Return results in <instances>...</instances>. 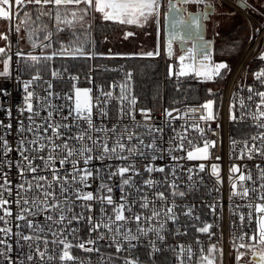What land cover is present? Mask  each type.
I'll use <instances>...</instances> for the list:
<instances>
[{"label": "snow or ice", "instance_id": "6c2138e0", "mask_svg": "<svg viewBox=\"0 0 264 264\" xmlns=\"http://www.w3.org/2000/svg\"><path fill=\"white\" fill-rule=\"evenodd\" d=\"M193 0H184V3H191ZM196 3H200L201 0H194ZM27 5H33L36 9L35 20L32 19V14L26 12V19L21 21L24 24L29 22L35 24L42 17H48L55 21L57 32L69 31V39L67 44H61L58 52H53L50 56L43 57L45 61L51 60L53 56L63 57H85L94 58L97 54L92 51H88L85 48V44L88 43L86 38H81V35L77 31V25L86 33L84 29L85 17L88 15L89 10L94 13H100L104 21H111L121 25H137L143 26L148 22L149 18H155L159 23V10L161 8L160 0H0V18L9 20L13 16H16L20 9L25 8ZM83 5V7H81ZM175 6L171 4L169 0V9H173ZM61 25L64 27L62 28ZM196 28L200 27V20L196 16H189L183 18L176 14L171 17L170 38L168 40L167 48L168 53L171 55L172 41L180 39L183 41L184 37L180 35L183 30L186 33H191L192 26ZM91 27V25H89ZM15 30L20 31L19 25H16ZM36 31H44V28H37ZM134 35L132 32L125 34V39ZM52 33L48 32L44 36V40L49 43L41 45V47L47 48L51 46ZM32 34H29L31 40ZM0 39L7 40L8 37L5 34L0 33ZM35 48L37 45L32 44ZM204 48L208 45L204 44ZM10 46L0 47V63L3 64V71L0 72V76L9 75V61L11 56L8 55ZM159 50L155 52L149 51L146 53H140V56L153 57L158 56ZM20 56L21 53H16ZM113 56L119 54H111ZM137 55V54H133ZM36 64L40 63V58L29 54L28 57ZM190 59L192 62L185 64V60ZM261 60H264V54L260 56ZM210 60V56L205 54L203 59L196 63L194 49L187 50V57L181 55L179 57L180 67L178 72H174L172 67H169V76L184 77L189 72L194 73L197 77H204L206 79H212L213 76L220 75L221 69H226L227 65L224 63L215 64L214 66L206 63ZM58 72L53 71L52 76L57 77ZM128 79L131 80V73L127 74ZM255 77L261 83H264V71H259L255 74ZM42 77L37 73L33 76L32 80L26 81L23 84L24 91L26 93L24 97L25 107L21 109V115L27 112L29 115L26 117L28 124L25 125L24 121H20L18 125V131L22 134L19 140V144L15 151L19 154L20 160L16 162V167L19 170V175L22 178L21 183L16 185L18 191L15 193V204L18 205L20 211L15 215V219L24 220L25 227L31 229L33 232L44 233L45 230L49 231L53 237L49 241L43 236H29L19 234L20 238L24 241L42 240L44 250L38 243L29 244V248H35V253L30 252L27 254V261H33L36 257L39 258L44 264H51L52 261L59 260L61 262L75 261L76 257L71 255V249L76 247L85 252H99L100 249L97 246V241L108 238V234H111V241L115 245V252L121 253L122 251H128L129 253L135 244L133 241H139L141 236L148 235L149 232H153L156 235V239L163 242L165 237L161 235L164 224L159 223L158 227H145L143 224H148L152 220L159 218L162 213L156 210L155 206L152 208L151 215H141L133 211V205L137 203L139 198V207L141 209L149 208L151 201L147 195L141 196V189L136 187L132 176H139L140 172L136 168V164L132 162L130 158L136 156H143L144 152L142 148L152 149L156 151V145L154 142L145 144L144 140L136 135L134 131H130L127 127L120 131L114 125L111 128L101 127L94 123L93 109L97 110V115L103 119L108 117L107 105L112 101H118L119 115L122 119L124 115L131 117L135 121L134 107L137 103L135 97L129 98L127 84L119 86L120 91L118 95L113 94L112 91H104L101 89L100 96L93 97L92 89L79 88L73 85V92L66 94L64 99L71 101L70 104L64 106H57L51 103L50 97L55 96L57 99L61 98L59 94H55L51 91L52 85L48 84L45 90L47 95L44 97H38L33 91H29L30 86L34 81L40 80ZM72 79H77L73 77ZM2 91V90H0ZM248 92L250 95L247 100L252 101L253 95L259 97V103L256 104V112L251 113V118L256 122V127L264 129V91H254L249 87ZM7 95V93H3ZM37 101V105H34L33 101ZM125 102L128 104V108L125 107ZM241 109L245 106L243 98L239 101ZM67 107L68 111L66 115H63V108ZM206 110V115L200 116V120H212V101H208L201 105ZM235 107V105H233ZM41 110L46 111V116H41ZM190 111L195 112L196 109ZM61 114V119L56 120L54 117L56 114ZM141 115L147 121L150 119L149 110L141 109ZM11 113L9 112V116ZM166 115L171 117L172 112L166 111ZM40 118L38 123L36 118ZM244 119L241 115L237 117L235 113L231 115L232 120ZM0 127H6L10 129L12 125L9 123L4 125L0 121ZM136 127H139L137 124ZM201 134L204 129L200 128L198 124H193ZM156 131H162L161 129H155ZM149 132L153 129L149 128ZM25 133H31L32 138L29 139L23 135ZM102 134V135H101ZM137 141V144H131L133 140ZM181 140L184 137H180ZM109 140L112 143H109ZM251 144L248 140L243 142V147L240 150L238 158L249 160L253 159L254 154L264 157V131H261L258 135L250 137ZM127 141V143L125 142ZM256 141H259L257 145ZM235 144V141L233 142ZM182 147V144L180 145ZM215 147V141L205 140L203 147L196 148L195 152L189 151L187 153L188 160L194 159H208L210 157V148ZM0 148L3 149V155L5 158L9 152L13 151V148L9 145L7 139L0 136ZM171 151V149L169 150ZM104 158H117L128 161L124 166L118 167L116 171H110L107 179H111L113 176H119L121 178V202L116 203L111 195L113 188L104 182L102 179L99 185V190L108 193L107 195L96 196L92 191L84 192V188L90 187L88 183L89 178L95 179L99 175V169L92 170L87 166L93 159ZM157 157L152 156L155 160ZM172 159H179L173 156ZM219 159V157H217ZM39 160L41 163L36 164L35 161ZM81 161L85 167L81 168ZM2 163V162H0ZM9 165L11 161H8ZM57 163L63 167L65 164L71 165V170H66L64 174H61L60 168H57ZM259 170L257 179L260 181L259 185L256 184V180L253 179L251 171H241V167L233 165L230 168L229 181L231 183L232 196H238L244 200L255 195L259 202H249L247 207L252 209L248 213V224L253 227L251 234L244 233L237 237L240 241H243L247 236L251 243L245 244L241 242L238 245V249H246L252 252L257 259L250 264H264V167L257 164L255 166ZM205 168L204 164L199 165L200 171ZM212 173L216 175L219 180V166L213 164L211 166ZM144 171L151 174L154 171L164 172L163 167L154 168L150 165H145ZM32 174L30 178H25L26 174ZM131 174V175H128ZM236 174H239L238 176ZM173 175L175 172L173 171ZM166 179V178H165ZM191 180V176L189 177ZM157 183L153 179H147L144 181L146 187H153ZM11 182L7 178V174H4L3 183H0V210L3 211V215H0V221L5 225L8 223V218L13 216L11 208L6 207L13 201L5 198L4 193L7 192L9 196H12ZM127 186V187H126ZM173 191L171 196L174 198L177 195L184 197V191H176L178 185L175 180L169 185ZM135 188L136 196L130 199L129 189ZM156 198L160 201H167V197L163 191L155 193ZM76 201H81V212H74L73 209L76 206ZM98 201L101 205L100 215H86V213L93 212V203ZM109 206H111L109 208ZM178 207L175 203V199L172 200L171 205L165 204L163 216L165 220H172L175 222L177 219L174 209ZM129 215H125V213ZM66 213H72L71 216ZM27 214V215H26ZM44 215L45 220L49 222L47 225L42 226L40 223L35 222L33 219H29V216L35 217ZM185 215H191V209L188 210ZM241 222L245 221V216L240 215ZM75 220L79 223L81 220L86 221L89 225V233H95V237H90L87 240L78 239V230L73 228L70 230L74 240L78 242L73 244L67 239V232L65 231L66 225L71 224ZM131 221H135V232L131 228H128V224ZM61 226L58 230L54 231L53 228ZM19 227V225H17ZM211 225H206L197 229L201 233H209ZM106 231H101V230ZM0 234H3L5 239H0V245L6 247L7 252H11L12 247L8 243L6 238H10L12 229L10 227H0ZM178 235L180 233H177ZM186 234V233H185ZM125 242L127 246L125 247ZM52 243L54 245H62V249L59 254L55 249L49 252L48 245ZM199 243V241H197ZM152 252H157L160 249L156 247L155 241H149ZM260 247L259 251L255 249ZM178 250V251H177ZM176 258L179 264H185V260L191 261L196 253H193L192 247L189 245H177L175 249ZM202 253L204 249L200 250ZM207 254L199 256L200 264H215L214 253L217 251L215 245L208 248ZM246 252L237 251L236 259L239 261L246 255ZM0 256H4L5 259L10 260L6 255V252L0 251ZM11 264V261H10ZM23 264V262H21ZM80 264H84V261H80ZM124 264H139L137 259L128 258L124 260Z\"/></svg>", "mask_w": 264, "mask_h": 264}, {"label": "built area", "instance_id": "2783aa9c", "mask_svg": "<svg viewBox=\"0 0 264 264\" xmlns=\"http://www.w3.org/2000/svg\"><path fill=\"white\" fill-rule=\"evenodd\" d=\"M165 4V1H163ZM165 11V10H164ZM92 12V11H91ZM165 15V12H164ZM93 18L94 12H92ZM0 20L6 22V34L8 36V46L10 51L8 55L11 56L9 61V75L0 76V121L4 125L11 124L10 129L6 127H0V136H3L8 140L9 145L13 148L12 152L7 154V157L3 155V149L0 148V183H3L4 174H7V178L11 182L12 196H9L7 192L4 193L5 198L13 201L6 207L11 208L13 216L8 218L7 225L0 221V227H10L13 235L10 238H6L8 243L11 245V252L6 251L4 245H0V251L6 252V255L10 260L5 259L4 256H0V264H44L38 257L33 261H27L26 256L30 252L35 253V248H29V244L38 243L41 250H44L42 240L24 241L20 238L19 234L29 236H43L49 241L53 239L51 233L45 230L44 233L33 232L31 229L25 227L24 220L15 219V215L20 211L18 205L15 204L16 195L18 191L16 185L23 182L19 175V170L16 167V162L20 160L19 154L15 151L21 138V133L18 131V125L20 121H24L25 125L28 124L26 117L29 115L24 112L21 115V109L25 107L24 97L26 95L23 84L26 81L32 80V77H26L24 75V67L21 61V55L18 56L16 53L19 52L21 36L19 32L15 30L17 25L16 16H13L9 20ZM261 29V28H260ZM261 33H259L258 37ZM254 36V35H253ZM250 34L245 49L254 37ZM257 37V38H258ZM256 38V39H257ZM262 41V42H261ZM261 42L260 48L257 50V45ZM264 46V36L257 42L254 50L255 52L262 51ZM244 49V51H245ZM95 52L94 46L91 49ZM21 53V52H19ZM97 55L94 58H86L87 67L81 70L79 73H59L57 77L46 76L42 73H38L42 78L34 81L30 86L29 91H33L38 97H44L47 95L46 89L48 84L51 83V91L55 94H59L61 98L57 99L55 96L50 97L51 103L57 106H64L71 103L64 99L66 94L73 92V85L79 88L92 89L93 97L100 96L101 89L104 91H112L114 96L119 94V86L127 84L129 98L135 97L137 103L134 107L135 121L130 116L124 115L120 118L119 115V104L118 101H112L107 105L108 117L101 119L97 115V110L93 109V120L94 123L101 127L111 128L114 125L120 131H123L124 127H127L130 131H134L137 136L144 140L145 144L154 142L156 145V151L148 148H142L144 155L130 158L132 162L136 164V168L139 170V176H132V180L136 187L141 189L140 195H147L149 201H151L149 208L141 209L139 207V198L137 203L133 205V211L138 214L151 215L152 208L155 206L156 210L161 211L162 215L156 220L150 221L148 224L142 226L158 227L159 223H163L164 227L161 231V235L165 237L164 241L161 242L156 239V235L153 232H149L146 236H141L139 241H133L135 248L128 251H122L121 253L115 252V245L111 241V234H108V238L97 241L99 252H85L79 248H72L71 255L77 258L75 261L61 262L58 259L52 261L51 264H80V261H84V264H124V260L128 258L137 259L139 264H179L176 258V252L173 249L177 245H184L185 247L191 246L193 253L196 255L191 261L185 260V264H200L199 256L207 254V249L215 245L217 251L214 253L215 264L216 257L220 255L223 259V264L230 263V257L232 250L240 252H246L252 254L251 251L246 249H238V245L243 242L245 244L251 243L247 236L243 241L237 239L238 236L244 233L251 234L253 227L248 224V213L252 209L247 207L249 202H259L255 195H250L247 199H240L238 196H232L231 183L229 181L230 168L233 165L241 167V171H251L253 179L256 180V184L259 185L260 181L257 179L259 170L255 167L257 164L264 167V157L254 154L253 159L249 160L246 157L244 159L238 158L240 150L243 147V142L248 140L251 144L250 137L258 135L264 129L256 127V122L251 118V113L256 112V104L259 103V97L253 95V100H247L250 95L248 88L251 87L254 91H264V83L258 81L255 77L257 72H254L251 77L243 78V73L248 64L254 59L256 54L251 58L239 76L233 82L230 91L228 92L229 82L233 73V69L228 78L224 93L220 105H217L214 99H208L202 103L196 104H184L176 107H168L165 101V90L169 76L167 75V67L171 58L176 60V57L181 55L168 56V52L163 50L159 57L162 62V85H163V99L162 105L159 108H152L149 106L142 105L137 95V81L136 75L133 68L128 67L124 62L117 61V58H123L125 56L111 55L114 52H95ZM205 53V52H203ZM244 53V52H243ZM187 54V53H185ZM182 54V55H185ZM196 54V52H195ZM243 55V54H242ZM131 56V55H127ZM242 57V56H241ZM199 60L196 58V63L199 64ZM176 67L178 65L176 64ZM131 73V80L128 79L127 74ZM37 75V74H36ZM35 76V75H34ZM76 77L77 79H72ZM191 78L196 82H204V77H197L194 73L188 74V77L184 76L180 80ZM7 93L4 95L3 93ZM101 100L103 97L100 96ZM243 98L245 106L241 109L239 101ZM212 101V120H200L199 117L206 115V110L201 107L204 103ZM34 105H37V101H33ZM235 105V107H233ZM126 109L129 107L125 102ZM149 110L150 119L145 120L141 115L140 110ZM196 109L195 112L190 111ZM67 107L63 108V115L67 114ZM166 111L172 112V116L166 115ZM9 112L11 115L9 116ZM235 113L237 117L241 115L244 119L232 120L231 115ZM41 116H46V111L41 110ZM56 120H60L61 114H56L54 117ZM37 122H40V118H36ZM139 127H136V125ZM193 124H198L200 128L204 129L201 134ZM235 126L234 137L231 136L230 128ZM151 128L153 131L149 132ZM155 129H161L162 131H156ZM27 138L31 139V133L23 134ZM102 135V134H101ZM180 137H184L183 140ZM205 140L215 141V147L210 148V157L204 159L188 160L187 153L189 151L195 152L196 148L203 147ZM235 141V144L233 143ZM127 143V141H125ZM111 144L112 141L109 140ZM131 144H137L134 139L130 142ZM259 145V141H256ZM182 144V147L180 145ZM171 149V151H169ZM155 155L157 158L152 159ZM178 157L179 159H172V157ZM219 157V159H217ZM8 161H11L9 165ZM36 164H40L39 160L35 161ZM128 161L117 159V158H104V159H93L87 166L89 169H99V175L93 179L89 178L88 183L90 187L84 188V192L92 191L94 195L101 196L107 195L108 193L99 190V185L102 179L105 183L113 188L111 195L116 203L121 202V178L119 176H113L111 179H107L110 171H116L118 167L124 166ZM204 164L205 168L200 171L199 165ZM216 164L219 166V180L216 175L212 173L211 166ZM145 165L153 166L154 168L163 167L164 172L154 171L151 174L144 171ZM57 168H60L61 174H64L66 170H71L70 164H65L61 167L58 163ZM80 167L83 168L85 165L81 161ZM173 171L175 175H173ZM32 174L27 173L25 178H30ZM131 175V174H128ZM237 176L239 174H236ZM191 176V180L189 177ZM166 178V179H165ZM147 179H153L157 183L153 187L149 188L144 185V181ZM175 180L178 188L176 191H184L186 194L184 197L171 196L173 189L169 187L172 181ZM127 187V186H126ZM163 191L167 197V201H160L156 198L155 193ZM130 199L136 196L135 188L129 189ZM175 199V203L178 207L174 209L177 219L175 222L172 220H165L163 211L165 204L171 205L172 200ZM81 201H76L74 212H81L80 207ZM93 203V212L86 213V215H100V203ZM111 206H109L110 208ZM191 209V215H185L188 210ZM0 215H3V211L0 210ZM27 215V214H26ZM71 216L72 213H66ZM129 215V213H125ZM240 215L245 216V221L241 222L239 219ZM29 219H33L35 222L40 223L42 226L47 225L49 222L45 220L44 215L29 216ZM19 225V227H17ZM67 239L73 244L77 243L70 234V230L75 228L78 230V239L87 240L90 237L94 238L95 233H89V225L86 221L81 220L77 223L75 220L71 224L65 222ZM211 225L209 233H201L197 231L198 228ZM61 226L53 228L54 231L58 230ZM128 228H131L135 232L136 224L135 221H131L128 224ZM106 231V230H101ZM177 233H180L179 235ZM186 233V234H185ZM0 239H5L3 234H0ZM155 241L156 247L160 249L157 252H152L149 241ZM199 241V243H197ZM127 246L125 242V247ZM62 245H54L49 243L48 249L51 252L55 249L56 253L59 254ZM204 249L205 252L200 250ZM256 251L260 250L258 246ZM178 251V250H177ZM252 256V255H251ZM242 261H238L237 264H242Z\"/></svg>", "mask_w": 264, "mask_h": 264}, {"label": "trees", "instance_id": "16d2710c", "mask_svg": "<svg viewBox=\"0 0 264 264\" xmlns=\"http://www.w3.org/2000/svg\"><path fill=\"white\" fill-rule=\"evenodd\" d=\"M167 1L168 0H166V2ZM260 1L262 2L264 0H252L254 4L253 8L259 5ZM81 7H83V5H81ZM249 10H252V8ZM223 11L224 14H229L227 17L230 20L228 24H225V30H219L218 34L220 35L221 46L218 53L242 52L248 40L247 34H245L246 25L242 23L239 16H236V12L225 3L217 8L215 19L220 21L219 19ZM26 12H30L32 14V19L35 20L36 9L33 5H27L25 8L20 9L16 15L17 25L20 27L19 34L21 36L19 52L22 54L21 61L26 77H32L37 73L52 76L53 71L76 74L86 69L87 60L85 57L71 58L53 56L51 60L45 61L43 59L44 56H50L53 52H58L62 43L65 45L67 44L69 31L57 32L55 21L46 16L36 21L35 24L31 22L24 24L21 21L26 19ZM233 12L234 15H231ZM85 21L84 29L87 30L86 33L79 28V25H77V31L82 39H87L88 43L85 44V48L88 51H91L92 46H94L95 52H104L103 39L107 37V35H116L125 28L124 25L118 23L111 21L105 22L96 17L93 18L91 10H89L88 15L85 17ZM89 25H91V27H89ZM38 27L44 28V31H36ZM61 27L63 28L64 26L61 25ZM48 32L52 33L51 46L47 48L41 47L42 43H49L43 39ZM30 33L32 34L31 40L29 39ZM8 41L9 39H7V42ZM33 43H35L37 47L33 48ZM29 54L39 57L40 63L36 64L31 61L28 58ZM216 54L217 52H213V55ZM240 54L233 57H239ZM115 60L124 62L128 67L134 69L137 81V95L140 103L152 108H159L162 105L163 99L161 58L157 56L146 57L131 55ZM253 65L254 72L264 71V60L258 58ZM232 69V66H227L226 69H221L220 75L214 76L212 80H206L204 82H196L191 78L185 80L168 78L165 90L166 105L172 108L184 104L202 103L208 99H214L217 105H220L223 93L222 90L225 88ZM235 130V126H231L230 132L232 137H234ZM233 256H236V250H232L229 264H234L235 258H233ZM220 261H222V257L218 255L216 257V264H220Z\"/></svg>", "mask_w": 264, "mask_h": 264}, {"label": "rangeland", "instance_id": "374dc122", "mask_svg": "<svg viewBox=\"0 0 264 264\" xmlns=\"http://www.w3.org/2000/svg\"><path fill=\"white\" fill-rule=\"evenodd\" d=\"M226 1L228 3H230V4H232L238 10V11H234V12H236V16H239V18L242 20V23H245V25H246L245 34H247V39L248 40L250 39V34H251L252 36L254 35L253 36L254 37L253 41H255L256 38L258 37L259 33H261V29L264 28V3H263L264 1H262V2L260 1V4L257 5L255 8H252V10H243L237 4H234L232 0H226ZM160 3H161V8L159 10V14L162 15V16L159 15V20L161 21V23H163L164 22L163 21V18H164V14L163 13H164V10L166 9V2L164 4L163 0H160ZM223 10H225V9H223ZM227 15H229V14H227V13L224 14V11H223V13L220 16L219 20L221 21L223 26H225V24H228V21L230 20L227 17ZM94 16H96V18L100 19L101 21H104L102 19L100 13H94ZM5 24H6L5 21L0 20V33L7 35L6 34V26H5ZM139 27H140L141 37L136 35L135 38H137V39L139 38L141 41H145V40L149 39L150 41L149 40L148 41L151 42L152 39L158 37L157 38V39H159L158 40V45L160 46V38H162V40L164 39V25L162 26V32H161L160 31V24L158 25V23L156 22L155 18H151L150 17L147 23H145L143 26H139ZM157 31H158V36H156L157 34L155 33ZM119 36L120 35L112 36L111 40H112L113 44L118 41ZM248 40H247V42H248ZM1 42H2V45H1ZM261 42L257 45V50L260 48ZM246 44L244 46V49L246 47ZM6 45H7V40L0 39V47H5ZM154 49L155 50L158 49L159 53L161 54L160 47H155L154 46ZM244 49H243L242 52H231V53L230 52H220V53L217 52V54H216L217 56L214 55V59L216 61V64L224 63L228 67L232 66L233 67V73H234V69H235L237 63L239 62L240 57L243 56L242 54H244L243 52H245ZM136 50H138V49H136ZM162 51H163V49H162ZM114 53L115 54H119L120 56H127V55H133V54H137L136 56H140L138 54L146 53V52H114ZM205 54H208L210 56V58H211L210 53H203V52H196L195 57L199 61H201ZM238 54H240L239 57H236V58L233 57V56H236ZM255 54H256V56L254 57V59L245 68L244 73H243V78L251 77L252 74L254 73V70H253L254 65L253 64L258 60V58H260L261 54H264V46H263L262 51L255 52ZM159 55L157 57H159ZM184 56L187 57V54H185ZM179 57L180 56L176 57L175 61H174V58L170 59L168 67H167V75L168 76H169L168 72H169V67L170 66L172 67L174 72H178L179 71V67H180ZM191 62L192 61L190 59H186L185 60V64H188V63H191ZM206 63L210 64V60L207 61ZM176 64L178 65V67H176ZM212 66H214V63H213ZM2 71H3V64L0 63V72H2ZM190 73L191 72H189V74ZM186 77H188V75ZM169 78L181 79L182 77H177V76L173 75L171 77L169 76ZM222 92L224 93V90H222ZM223 93H222V96H223ZM251 255L252 254L244 255V257L242 259H240L239 262L242 261L243 262L242 264H250V262H253ZM236 256H237V254H236ZM236 256H233V258H235L234 262H233L234 264L238 263V261L236 259ZM220 264H223V259H222V261H220Z\"/></svg>", "mask_w": 264, "mask_h": 264}, {"label": "flooded vegetation", "instance_id": "af4514ba", "mask_svg": "<svg viewBox=\"0 0 264 264\" xmlns=\"http://www.w3.org/2000/svg\"><path fill=\"white\" fill-rule=\"evenodd\" d=\"M232 1L234 4H237L243 10H249L254 7L252 0H232ZM223 3L229 5L234 11H238L232 4L228 3L226 0H201L200 3H196L194 2V0L191 3H184V0H180L179 7L183 11L185 16L190 12L200 13L201 18L204 19L205 17H207L208 19L205 20V26H206L205 32L203 34H200L199 38L197 39L185 38L184 37L185 34L180 33V35L183 36L184 39L183 41L181 40V41L172 42L171 52L173 55H182L187 53L188 49H194L195 52L210 53L211 55L210 64L211 65H213V63L214 65L216 64L213 52L219 51L221 42H220V35L218 33L219 30L222 29L225 30V26H223V24H221V22L218 21V19H215V14L217 12V8ZM168 7H169V0L167 1L165 15L168 11ZM231 15H234V12ZM124 26L125 28H123L121 32L125 31L127 27V25ZM190 34H194V33L191 32ZM116 35H119V33ZM167 43L168 41L164 37L161 45L159 46L161 52L162 49L165 50V52H168ZM204 44H207L208 47L204 48L203 47Z\"/></svg>", "mask_w": 264, "mask_h": 264}, {"label": "crops", "instance_id": "0c3cea01", "mask_svg": "<svg viewBox=\"0 0 264 264\" xmlns=\"http://www.w3.org/2000/svg\"><path fill=\"white\" fill-rule=\"evenodd\" d=\"M166 2V0H163ZM175 2L178 3V5L180 4V0H174ZM166 6H167V2H166ZM180 6V5H179ZM165 12V11H164ZM164 14V13H163ZM160 15V14H159ZM162 16V15H160ZM165 18V15H164ZM163 18V21L165 20ZM106 22H110V21H106ZM160 23H158V25L160 24V31L162 32V26L164 25V22L161 23V21L159 20ZM152 23V22H151ZM6 26V24H5ZM127 32H132L134 33V35L130 36L129 38H127V40L125 39V34ZM158 36V31L155 32ZM119 38L118 41L116 43L113 44L112 42V36L115 35H107V37H105V39L103 40V49L104 52H149V51H153L155 52L156 50L154 49L155 47H159L158 45V40L157 38H154L151 40V42H149L148 40L145 41H141L139 38H135V36H139L141 37V32H140V27L139 26H135V25H127L125 31L119 33ZM153 42V43H152ZM162 43V38H160V45ZM2 45V42H1ZM7 46H8V42H7ZM138 49V50H136ZM161 52V50H160ZM208 53V52H205Z\"/></svg>", "mask_w": 264, "mask_h": 264}, {"label": "water", "instance_id": "95a60500", "mask_svg": "<svg viewBox=\"0 0 264 264\" xmlns=\"http://www.w3.org/2000/svg\"><path fill=\"white\" fill-rule=\"evenodd\" d=\"M171 4L174 5L175 7L173 9H169L168 7V11L165 15V20H164V37L165 39H167V41L169 40L170 38V32H172V28H171V17L173 16V14H176L178 16H181L183 18H188L189 16H196L199 18L200 20V27L199 28H196L195 25L192 26V29H191V32H193L194 34H189V33H186L184 32L183 30L180 32V33H184L185 34V38H190V39H197L199 38V35L200 34H203L205 32V20H207L208 18L205 17L204 19L201 18V14L200 13H188L186 16L185 14L183 13V11L180 9L179 5L177 2H175L174 0H171ZM175 41H181L180 39H175L173 40L172 42H175ZM168 44V43H167ZM172 52H171V55H169L168 53V56L169 57H172ZM257 259V257H254L252 255V261H255Z\"/></svg>", "mask_w": 264, "mask_h": 264}, {"label": "bare ground", "instance_id": "6f19581e", "mask_svg": "<svg viewBox=\"0 0 264 264\" xmlns=\"http://www.w3.org/2000/svg\"><path fill=\"white\" fill-rule=\"evenodd\" d=\"M263 36H264V28L261 29L260 36L255 41H251L249 43V46L245 50L243 56L240 57L239 62L237 63V65L234 69V73H232V76H231V79L229 82L230 87L228 88V92L230 91L231 86H232L233 82L235 81V79L239 76V74L242 72V70L245 68V66L248 64V62L254 56L255 51H256V50H254V48H255L257 42L260 41L263 38Z\"/></svg>", "mask_w": 264, "mask_h": 264}]
</instances>
